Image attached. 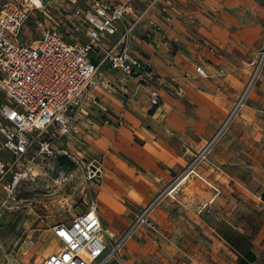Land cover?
<instances>
[{
	"label": "crops",
	"instance_id": "obj_1",
	"mask_svg": "<svg viewBox=\"0 0 264 264\" xmlns=\"http://www.w3.org/2000/svg\"><path fill=\"white\" fill-rule=\"evenodd\" d=\"M162 5L176 17L170 29L176 39L171 47L150 25L155 20L169 27L160 12ZM142 9L138 3L128 21ZM132 47L153 65L157 79L143 85L102 66L99 76L109 84L95 89L98 103L88 106L81 133L60 143L87 164H99L93 189L100 216L105 228L118 234L132 225L140 210L160 206L171 191L183 188L193 178L189 174L182 183L179 180L191 173L189 169L220 194L221 187L238 191L239 173L264 164V71L225 126L264 48V0H162L136 27ZM200 68L205 76L199 74ZM153 88L162 96L157 107L151 104ZM263 193L264 188L258 199L264 205ZM155 211L164 225L165 214ZM225 226L215 232L217 239L239 253V228ZM54 227L35 245L43 261L63 248ZM179 236L143 227L108 264H177L176 259L188 252L179 245ZM13 238L4 235L8 242Z\"/></svg>",
	"mask_w": 264,
	"mask_h": 264
},
{
	"label": "built area",
	"instance_id": "obj_2",
	"mask_svg": "<svg viewBox=\"0 0 264 264\" xmlns=\"http://www.w3.org/2000/svg\"><path fill=\"white\" fill-rule=\"evenodd\" d=\"M162 0H22L21 5L0 3V185L7 193L6 206L16 199L23 184L35 178L34 169L47 159L64 156L79 162V157L60 143L70 135H79L88 120V106L98 103L95 89L109 82L99 76L109 65L136 78L143 85L157 79L153 65L133 51L135 29ZM144 5L132 22L128 17ZM52 9L62 18L55 19ZM36 19L40 39L28 42L23 32L28 21ZM160 12L169 27L155 20L150 25L162 34L163 44L171 47L175 16L168 5ZM99 61V62H96ZM253 74L235 110L225 126L246 103L264 71V48L253 62ZM199 74L205 76L200 68ZM158 88L151 89V104H161ZM200 161L197 158L195 162ZM94 164H92V167ZM99 169L90 168L89 179H98ZM151 206L137 215L125 232H109L101 219L97 199L92 198L87 211L71 222L54 227L62 250L50 255L44 264H108L121 255L128 241L137 233ZM2 210L0 209V231ZM155 233L158 224L148 223ZM1 234V232H0ZM1 239V238H0Z\"/></svg>",
	"mask_w": 264,
	"mask_h": 264
},
{
	"label": "rangeland",
	"instance_id": "obj_3",
	"mask_svg": "<svg viewBox=\"0 0 264 264\" xmlns=\"http://www.w3.org/2000/svg\"><path fill=\"white\" fill-rule=\"evenodd\" d=\"M52 1L55 2L44 0V3L55 5ZM0 3L3 6L21 5L22 0H0ZM59 11L52 9L55 19L63 17ZM44 18L36 12L28 21L23 32L26 41L40 39L36 19ZM6 101L5 95L0 93V103ZM78 161L58 156L40 163L34 169L35 178L23 184L16 193V199L6 206L4 202L7 193L0 185V209L3 212L0 263L44 264V256L37 253L35 245L39 244L45 231L61 223L71 222L89 208L92 198L96 199L93 188L97 179H89L92 164H87L81 158ZM263 165H253L239 173L238 191L230 188L223 190L221 187L220 194L210 183L196 175L194 168L189 169L191 173L179 179L182 183L187 179L185 176L192 174L193 178L183 188L177 193L171 191L169 199L160 206L150 205L148 223L158 224L160 232L163 229L168 233L178 232L179 245L188 250L185 258L176 259L177 264H238V257L240 264L242 251L239 249L237 253L229 244L216 237L215 232L224 229L225 225L228 228L237 226L239 233L245 237L246 245L250 246L257 257L255 264H264V205L258 199L264 188ZM144 210H140L139 214ZM155 210H160L166 216L163 227ZM148 223H143L140 229L145 227L151 231ZM6 233L14 235L13 243L4 239Z\"/></svg>",
	"mask_w": 264,
	"mask_h": 264
},
{
	"label": "trees",
	"instance_id": "obj_4",
	"mask_svg": "<svg viewBox=\"0 0 264 264\" xmlns=\"http://www.w3.org/2000/svg\"><path fill=\"white\" fill-rule=\"evenodd\" d=\"M262 200L264 201V193L262 194ZM243 234L239 233L238 244L239 249L242 251V255L240 256V264H255L257 261V257L252 249H250L249 245H246V240H244ZM243 241V242H242ZM239 264V259H238Z\"/></svg>",
	"mask_w": 264,
	"mask_h": 264
},
{
	"label": "water",
	"instance_id": "obj_5",
	"mask_svg": "<svg viewBox=\"0 0 264 264\" xmlns=\"http://www.w3.org/2000/svg\"><path fill=\"white\" fill-rule=\"evenodd\" d=\"M93 166H94L93 168L96 169V168H98L99 164L98 163H94Z\"/></svg>",
	"mask_w": 264,
	"mask_h": 264
}]
</instances>
